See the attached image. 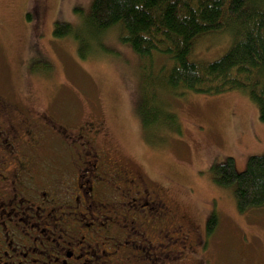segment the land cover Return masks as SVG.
<instances>
[{"label":"rangeland","instance_id":"374dc122","mask_svg":"<svg viewBox=\"0 0 264 264\" xmlns=\"http://www.w3.org/2000/svg\"><path fill=\"white\" fill-rule=\"evenodd\" d=\"M91 3L0 0V92L32 109H60L72 119L100 124L109 154L155 182L194 235L216 216L206 250L215 263H263L264 207L240 212L233 186L217 184L212 171L228 157L242 171L250 156L264 155L257 105L240 89L162 92L171 117L144 125L141 60L118 40L117 29L101 36L105 50L98 43L83 60L69 36H53L55 22L83 28ZM230 40L224 33L199 36L189 58L213 61Z\"/></svg>","mask_w":264,"mask_h":264},{"label":"flooded vegetation","instance_id":"af4514ba","mask_svg":"<svg viewBox=\"0 0 264 264\" xmlns=\"http://www.w3.org/2000/svg\"><path fill=\"white\" fill-rule=\"evenodd\" d=\"M101 133L0 92V264H217L206 254L213 232L194 235Z\"/></svg>","mask_w":264,"mask_h":264},{"label":"trees","instance_id":"16d2710c","mask_svg":"<svg viewBox=\"0 0 264 264\" xmlns=\"http://www.w3.org/2000/svg\"><path fill=\"white\" fill-rule=\"evenodd\" d=\"M84 22L83 28L55 22L53 36H69L83 60L98 43L103 46L106 31L117 29L118 40L141 60L144 125L171 117L162 92L185 90L216 94L240 89L264 122V0H92ZM208 33L227 34L228 49L210 62L190 60L196 38ZM212 171L217 184L233 186L240 212L264 207V155L250 156L242 171L235 170L231 157ZM216 220L209 216L206 234L214 231Z\"/></svg>","mask_w":264,"mask_h":264}]
</instances>
